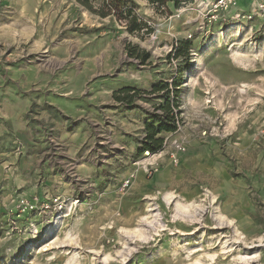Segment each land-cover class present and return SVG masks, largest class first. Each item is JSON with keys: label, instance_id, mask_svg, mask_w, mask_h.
I'll return each mask as SVG.
<instances>
[{"label": "rangeland", "instance_id": "rangeland-1", "mask_svg": "<svg viewBox=\"0 0 264 264\" xmlns=\"http://www.w3.org/2000/svg\"><path fill=\"white\" fill-rule=\"evenodd\" d=\"M131 1L138 33L76 0H0V264H264L263 21L200 32L170 0ZM180 72V129L138 156L160 100L113 92Z\"/></svg>", "mask_w": 264, "mask_h": 264}, {"label": "trees", "instance_id": "trees-1", "mask_svg": "<svg viewBox=\"0 0 264 264\" xmlns=\"http://www.w3.org/2000/svg\"><path fill=\"white\" fill-rule=\"evenodd\" d=\"M81 3L95 15L102 18L113 17L116 14L119 16L125 15L124 19H128V24L125 25L126 30L130 33H138L145 29V24L141 18L135 13V4L131 0H76ZM153 4L161 3L163 0H148ZM173 2V8L176 10L183 2L189 0H170ZM98 3L99 5H96ZM174 57H183L182 61L189 63L190 52L194 50L191 40L182 39L172 47ZM147 57V56H146ZM145 57V58H146ZM182 73L180 72L172 80L173 85L169 83L154 84L151 90L144 92L134 86H126L115 90L112 94V99L122 105L131 108L134 106L137 97L142 94L149 93L160 100L154 108V112L150 113L144 122V137L140 140L137 150L138 156L146 153L157 154L164 150L165 138L164 133L172 134L178 131V122L180 123V81ZM174 86V88H173Z\"/></svg>", "mask_w": 264, "mask_h": 264}, {"label": "built area", "instance_id": "built-area-1", "mask_svg": "<svg viewBox=\"0 0 264 264\" xmlns=\"http://www.w3.org/2000/svg\"><path fill=\"white\" fill-rule=\"evenodd\" d=\"M240 0H189L183 2L182 5L175 10L173 17L189 16L187 22H195L197 30L207 32L210 26L214 24H226L230 19L236 21L252 22L259 17L264 23V0H249L248 11H238ZM233 11V12H232ZM192 37V35L190 36ZM178 129L180 123L178 122ZM207 131L203 132L206 135ZM166 143V141H165ZM164 143V146L166 145ZM172 149L169 151V160L174 164L180 163V156L187 150L184 140H174L171 143ZM166 147V146H165ZM163 151L157 155H161ZM129 182L125 184L128 185ZM60 200L55 199L54 204H58ZM35 203L27 198H21L18 206L32 210ZM46 207H50L47 205Z\"/></svg>", "mask_w": 264, "mask_h": 264}, {"label": "bare ground", "instance_id": "bare-ground-1", "mask_svg": "<svg viewBox=\"0 0 264 264\" xmlns=\"http://www.w3.org/2000/svg\"><path fill=\"white\" fill-rule=\"evenodd\" d=\"M235 59H237V58H235ZM193 82H194V80H192V83H193ZM168 197H169V196H168ZM168 197H167V199H168L169 201L172 200V199H169ZM171 198H172V196H171ZM174 198H175V197H174ZM169 203H170V202H169ZM187 210H188V209H187ZM185 213H186V212H185ZM224 253H225V252H224ZM215 258H216V256H211V259L215 260ZM252 258H255V257H253V256H248V257L246 258V260L248 261V259L251 260ZM244 260H245V259H244ZM246 260H245V261H246ZM189 264H205V263H203L201 259H198V260L196 259V261H194V262H192V263H189Z\"/></svg>", "mask_w": 264, "mask_h": 264}, {"label": "crops", "instance_id": "crops-1", "mask_svg": "<svg viewBox=\"0 0 264 264\" xmlns=\"http://www.w3.org/2000/svg\"><path fill=\"white\" fill-rule=\"evenodd\" d=\"M242 8V11H244L243 9H247V7H245V6H240L239 5V7H238V9H241ZM248 9H249V6H248ZM233 12V11H232ZM4 153V152H3ZM3 153L1 154V155H3Z\"/></svg>", "mask_w": 264, "mask_h": 264}]
</instances>
